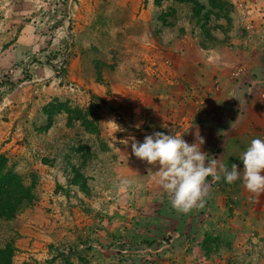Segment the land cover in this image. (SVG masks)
<instances>
[{"label":"rangeland","instance_id":"rangeland-1","mask_svg":"<svg viewBox=\"0 0 264 264\" xmlns=\"http://www.w3.org/2000/svg\"><path fill=\"white\" fill-rule=\"evenodd\" d=\"M197 130L229 171L264 140V0H0V168L32 197L0 214L12 264H264V194L218 169L178 213L132 153Z\"/></svg>","mask_w":264,"mask_h":264},{"label":"clouds","instance_id":"clouds-1","mask_svg":"<svg viewBox=\"0 0 264 264\" xmlns=\"http://www.w3.org/2000/svg\"><path fill=\"white\" fill-rule=\"evenodd\" d=\"M238 122L239 118L231 124V128L234 129ZM135 127L139 128L140 125ZM130 139L132 153L136 158L153 167L159 166L155 172L150 168L148 175L158 178L157 182L168 194L172 207L178 213L189 214L193 209L204 208L209 194L207 178L212 177L213 180L219 181L221 179L219 172L225 174L228 184L242 179L246 190L255 198L264 194V140L262 139H253L243 153L242 171L236 164H233L229 171L218 159L203 152L201 146L204 145L205 140L200 136L199 130L196 132V142L192 144L187 143L183 136L164 132L146 135L142 143L134 136ZM120 143L127 145L129 141L126 139ZM131 183L130 180L122 181L123 186H130Z\"/></svg>","mask_w":264,"mask_h":264},{"label":"trees","instance_id":"trees-1","mask_svg":"<svg viewBox=\"0 0 264 264\" xmlns=\"http://www.w3.org/2000/svg\"><path fill=\"white\" fill-rule=\"evenodd\" d=\"M206 44V43H204ZM70 121H82L78 113L68 112ZM79 114V115H78ZM0 168V214L10 218L22 211L31 200V191L27 189L20 176ZM14 252L11 247L0 249V264H12Z\"/></svg>","mask_w":264,"mask_h":264}]
</instances>
